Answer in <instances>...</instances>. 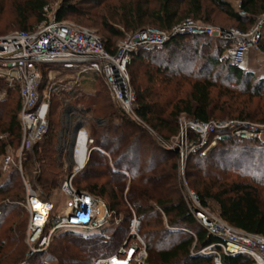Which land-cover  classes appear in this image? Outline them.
Returning <instances> with one entry per match:
<instances>
[{
  "label": "trees",
  "instance_id": "trees-1",
  "mask_svg": "<svg viewBox=\"0 0 264 264\" xmlns=\"http://www.w3.org/2000/svg\"><path fill=\"white\" fill-rule=\"evenodd\" d=\"M204 1L214 6L237 25L246 23L247 26L240 28L244 31L248 30L258 17L264 15V0H234L238 2V11L225 0ZM157 2V10L151 13L142 11L141 8L131 11V19L134 20L137 17L138 22L134 25L126 24L127 28L136 32L142 26L151 24L155 26L154 28L169 32L186 19L199 20L204 6L202 0H158ZM45 7L46 1L44 0L25 2V8L18 12V24L22 31H32L27 30L30 18H34L37 23L48 21L44 14ZM66 8L68 7L63 4L56 14L57 21H61L64 12L67 11ZM204 19L209 21L208 16ZM108 32L112 36H119L114 29ZM179 40H182V36L171 38L161 47L134 52L128 69L132 63L141 62L144 53L148 54L147 52L157 49L175 52L176 47L180 45ZM102 41L107 51L113 52L114 48L110 42L104 39ZM259 46L260 51L264 53V38ZM220 54L221 50L217 55L207 56L204 58L202 68L196 74L193 76L188 74L191 77V83L186 98L168 99L162 102L153 99L154 91L149 87L141 91L137 89V92L135 91L136 115L143 123H148L159 132L168 130L171 135L175 133L174 124L181 115L202 123L208 122L210 119V89L216 84V78L210 75L208 68L214 67L222 60ZM223 63L226 67L227 78L232 80L234 86H239L243 93L251 92L249 96L254 97H259L264 93V76L255 79L252 73H245L243 69L231 64L226 58ZM166 69L168 71V67ZM157 71L167 73L160 69H156ZM171 75L177 74L173 72ZM6 93L8 94L9 90ZM154 95L159 96L158 93ZM4 103L5 100L0 99V111ZM19 109L20 102L16 103L15 108L7 109L4 113L0 112V134H8L11 137L10 143L16 142L17 145L20 138V125L17 119ZM50 116L49 110L48 134L41 143L25 155L23 162L27 177L31 181L34 178L35 185L46 195L47 200L51 192L58 187L57 175H62L61 172L58 173V170H62V166L56 159L58 138L56 128L58 127H54ZM109 117L110 119L104 126L95 127L94 124L87 127L95 149L91 151L82 172L75 177L73 181L75 188L101 199L112 213V217H119L120 223L118 224L126 222L127 229L131 212L135 214L139 221L138 233L145 241L147 264H213L210 260L211 256L201 255L198 252L215 243L216 239L208 235L195 222L187 208L176 181L175 161L171 163L176 155L173 154L169 158L167 154L170 152L167 149L156 147L153 144L154 149L148 150V158L144 161L140 160L137 154L141 147L142 137L138 135L132 138V133L122 131L133 129L132 125L128 124L130 120L122 115L119 117L120 123L112 126L113 116ZM238 119L253 121L250 117L238 116ZM257 123L264 124V119L258 120ZM85 126L88 125L85 124ZM96 129L99 133L95 136ZM111 133L116 135H111ZM126 141L128 144L124 146ZM4 144L0 140V154ZM251 147L264 148V143L256 140L222 141L205 157L194 158L197 163L194 169L193 167L187 169L186 176L189 187L204 207L208 208L207 201H211L217 206L221 220L228 225L244 232L264 236V203H262L264 164H258L259 170L253 172L254 174L246 173L239 177L225 175L226 173L216 175L212 170L214 163L211 159L215 155L229 154L232 157H240V152L244 155L245 150L249 151ZM107 158H110L111 165ZM192 160L193 158H190L189 162ZM35 165L38 168L40 166L39 174L32 177L31 170L35 168ZM93 168L96 171H91ZM14 175L16 174H12L13 179L0 184V264H33V261L36 262L42 256L47 259L42 264H94L96 259L108 257L113 253L101 251L114 245L118 229L113 228L108 232L107 227H103L96 232L82 231L83 234L93 233L92 235H83L77 233L76 230L59 231L53 235L45 251L26 259L25 245L22 244L23 232L27 225L26 216L16 210L18 203L24 200L23 188L20 186L19 177ZM114 175L120 178L124 175L129 176L125 193L123 192L125 183L116 184L112 179ZM103 177L107 181L99 183L98 180ZM109 185L110 189H108ZM125 202L130 211L124 209L126 212L122 213L119 206L126 207ZM190 233L194 234V237ZM220 258L223 264H252V261L244 255L221 254Z\"/></svg>",
  "mask_w": 264,
  "mask_h": 264
},
{
  "label": "built area",
  "instance_id": "built-area-1",
  "mask_svg": "<svg viewBox=\"0 0 264 264\" xmlns=\"http://www.w3.org/2000/svg\"><path fill=\"white\" fill-rule=\"evenodd\" d=\"M263 28L264 15L258 17L253 26L245 31L212 28L186 19L169 32L145 28L130 34L114 47L113 52L107 51L95 32L57 21L55 17L32 31H17L1 36L0 80L18 91L20 138L16 155L8 143L4 144L0 170L2 173L16 171L22 182L23 207L27 213L24 236L26 259L45 251L53 235L59 231L96 232L108 225L112 218V213L101 199L77 190L73 183L95 149L87 128L81 126L73 132L74 126L81 124V117L75 113L71 102L81 96L85 82L102 80L109 99L120 113L133 122L143 123L135 113L136 96L128 74V65L134 52L161 47L176 36L208 35L223 42L226 45L225 58L240 67L251 51L259 52ZM60 95L65 97L60 100L64 111L58 132L56 159L64 165L65 174L59 185L64 200L60 210H56L53 203L42 198L33 189V184L26 180L23 162L25 155L48 134L50 103L52 98ZM207 129L217 131L210 140L204 137ZM219 131L226 133L221 135ZM260 132L256 127L239 122L209 124L193 119L189 127L181 130L176 147L181 150L190 146L189 153L203 158L225 140L243 142L252 138L264 143ZM191 133L196 139L190 138ZM6 136L0 135V140L6 139ZM180 157L183 162L185 153L181 152ZM184 201L195 222L216 239L215 243L201 249L199 254L211 255L213 264H223L221 254L244 255L252 264H264L263 235L233 228L221 220L218 213L204 207L198 197L188 190ZM116 222L120 220L116 219ZM138 229L139 221L132 214L128 223L130 240L126 248L96 259L94 264H144L141 258L145 254V244ZM190 234L194 237V234Z\"/></svg>",
  "mask_w": 264,
  "mask_h": 264
},
{
  "label": "rangeland",
  "instance_id": "rangeland-1",
  "mask_svg": "<svg viewBox=\"0 0 264 264\" xmlns=\"http://www.w3.org/2000/svg\"><path fill=\"white\" fill-rule=\"evenodd\" d=\"M26 1L27 0H0V37L13 32L22 31L21 27L18 24V12L25 8ZM44 1H46L44 14L46 15L47 20L56 17V14L62 8V5L65 4L68 8H66L67 11H65L62 16L61 22L72 23L74 25L81 26L95 32L100 38L108 40L112 45V48L118 45L126 36L135 33L133 32V30L127 28V25H134L136 24V22H138V19H136L137 17H135L134 20L131 19V11H136L137 8H141L142 11H147V13H151L152 11H156L158 8V0ZM225 1H228L236 11L239 10V5L237 1ZM202 2L204 5L203 12L199 20H194L195 23L199 25L210 26L212 28L235 30H240V28H244L245 26H247L246 23L240 26L237 25L233 21L229 20L222 12H220L214 6L208 4L204 0H202ZM183 11L184 9L182 10V12ZM207 16L209 17V21H206L204 19ZM40 25L41 23H37L34 18H30L27 30L36 29ZM154 27L155 26L151 24H147L139 29L142 30L145 28ZM110 29H114L119 34V36H112L108 32ZM262 38H264V28L262 29ZM179 43L180 45L176 47L177 49H175V52L157 49L151 52H147L150 56H148V54L146 53L142 54L141 62H134L130 65V68L128 69V74L130 84L134 92H137V89L141 91L146 87H149L150 89H152V91H154V93H158L159 95L155 96L154 93H152L154 97L153 99L162 102L168 99L173 100L178 98H186L190 91L191 83V77L188 76V74H191V76L196 74L202 68L205 62L204 58L210 55H217L221 50L220 55L222 58V62L220 61L214 67L208 68L210 75L214 77V79L216 78V84L214 88L210 89V119L208 123H244V125L246 124L248 126L256 127L258 131H261V137L262 139H264V124L257 123L258 120L264 119V93L259 97L249 96L251 92H249L248 94L243 93L242 89H240L239 86H234L232 80H230V78H227L226 67L223 63V61L225 60V49L223 42L219 41V39H216L214 36L203 35L194 37L182 35V40H179ZM166 63H168L167 66H165ZM166 67H168V71H166ZM50 68L52 69L53 67ZM240 68L243 69L245 73H252L255 79L264 76V53H262L261 51H251L247 55L245 63L241 65ZM156 69L163 70L164 72L166 71L167 73H160L159 71L156 72ZM173 72H176L177 75H171V73ZM8 90L9 93L7 94L6 91ZM80 94L81 96L77 98L78 100L75 99L71 102V106H74L76 110L75 113L81 117L82 125H88L86 126V128H89L91 125L94 124L96 125L95 127L104 126L105 124H107L106 121L108 122V120L110 119V115L113 116L111 124L112 126H115L120 123L119 117H122V114L120 113L117 106L113 104L112 101L109 99L108 93L104 87L102 80L93 79L89 82H85L81 88ZM63 97L65 96L60 95L59 97H54L52 98L50 103V121H52V124L54 123V127H58L56 128L58 129V132L60 129V123L64 111V106L60 102ZM0 99L5 100V103L1 107L0 111L4 113V111H6L7 109L15 108L16 103H19L18 91L16 89L8 87L6 82L2 81L0 82ZM238 116L245 118L250 117L251 119H253L254 122L249 120L238 119ZM116 117L117 119H115ZM129 122L128 124L132 125L133 129H125L122 131H129L130 133H132V138L138 137V135L142 137L140 140L141 147L139 148V152L137 154L138 158L143 161L148 158V150L154 149V147L152 146L153 144L156 147L167 149L170 152L169 154H167L169 158H171V155L175 154L176 157L175 159L171 160V163L175 161V165L177 167V169L175 170V176L181 191V195L184 198L185 193H187V190L195 194V192L188 185L186 171L189 167H193L194 169L197 163L194 158H197V156L193 155L192 153H189V150H191L190 146H186V149L183 147V149L181 150L176 147L177 138L181 134V130L189 127V124L193 122V119L188 118L184 115L179 116V118L174 124L175 133L172 135L168 130H163L162 132H159L153 127H151V125L145 122L140 123L133 122L131 120ZM215 132L217 131H209V129H207L204 137L210 140L212 138L211 136ZM98 133L99 130L96 129V132L94 133L95 136L98 135ZM220 133L221 135H223L226 133V131H219V134ZM0 135H4V133H1ZM111 135L115 136L116 134L111 133ZM190 138L192 140L196 139L194 133H191ZM10 140L11 137H9L7 134L6 139L1 140V142L8 143L11 149L13 150L14 155H16L18 145L16 142L10 143ZM248 141L254 140H252V138H250L249 140H245V142ZM127 144L128 142L126 141L124 143V146ZM201 149L202 147L198 150L200 151ZM180 151L182 152V154L185 153V159L183 160V162L181 161ZM186 151L188 153L187 155ZM240 154V157H232V155L229 156V154L215 155V157L211 159V161L214 163L212 170L214 171V173H216V175H223L226 173L225 175L239 177L245 175L246 173L254 174L253 172L259 170L257 165L264 164L263 147H251L249 151L245 150L244 155L242 152H240ZM190 158H193L191 162H189ZM107 160L109 162V165H111L110 158H107ZM58 164L62 166V170H58V173L61 172L62 175H57L58 180H56V183L58 184V187L51 192L48 198V200L53 203L56 210H60L64 200L62 194H60L59 192V185L64 178L63 174H65V167L64 165L59 163V161ZM34 167L35 168L31 170L32 177H36L39 174L40 166L39 168L36 165ZM126 170L128 171V169ZM91 171L96 170L95 168H93ZM13 173L16 174L14 176L19 177L18 173L14 170H11L7 173H2L0 170V184L7 181L8 179H13ZM25 175L26 180L30 181L33 184V189L42 198L46 199V195L42 193V191L35 185L34 178L32 179L33 181H31V179L27 177V172L25 173ZM114 176L115 177L112 179L116 184L125 183L126 186L123 190V192L125 193L128 181L130 179L129 176L124 175L123 178H120L116 175ZM98 181L99 183H104L107 180H105V178L103 177L100 178ZM20 186L22 187L21 180ZM108 189H110V185ZM262 203H264V198L262 199ZM207 205L208 209L211 212L215 214L218 213L217 206L213 202L207 201ZM119 209L122 213H124V211L126 212V210L124 209L130 211V208L127 207V204L126 207L119 206ZM16 210L21 215L26 216L27 223V214L23 207V202L18 203V207L16 208ZM132 214L135 215L133 212H131V216ZM116 219H119V217H112L109 224L105 226L107 227L106 230H108V232L112 231L113 228L115 230L118 229L114 245H110L105 249H102L101 251L111 253L113 252L111 255L124 250L130 240L126 222L118 224L120 222H116ZM82 231L83 230H76L77 233L83 234ZM24 234L25 230L23 232V246L25 245ZM92 234L93 233H85L83 235ZM140 238L142 239L141 236ZM142 241L145 244V241L143 239ZM24 250H26L25 246ZM135 254L136 251L134 255ZM46 260V257L42 256L41 258H38L36 262L33 261L32 263L42 264ZM141 260L144 264H147L146 246L145 254L141 258ZM210 260L213 261V259L211 258Z\"/></svg>",
  "mask_w": 264,
  "mask_h": 264
},
{
  "label": "water",
  "instance_id": "water-1",
  "mask_svg": "<svg viewBox=\"0 0 264 264\" xmlns=\"http://www.w3.org/2000/svg\"><path fill=\"white\" fill-rule=\"evenodd\" d=\"M80 127L81 125H76L73 132L75 133V131L78 130Z\"/></svg>",
  "mask_w": 264,
  "mask_h": 264
},
{
  "label": "crops",
  "instance_id": "crops-1",
  "mask_svg": "<svg viewBox=\"0 0 264 264\" xmlns=\"http://www.w3.org/2000/svg\"><path fill=\"white\" fill-rule=\"evenodd\" d=\"M260 51V50H259ZM76 125H81L82 127H85L86 128V126L85 125H82V123L81 124H76ZM75 125V126H76ZM75 126H74V128H75Z\"/></svg>",
  "mask_w": 264,
  "mask_h": 264
}]
</instances>
